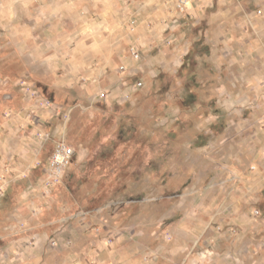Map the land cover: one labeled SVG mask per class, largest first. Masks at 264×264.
I'll return each mask as SVG.
<instances>
[{
	"label": "rangeland",
	"instance_id": "1",
	"mask_svg": "<svg viewBox=\"0 0 264 264\" xmlns=\"http://www.w3.org/2000/svg\"><path fill=\"white\" fill-rule=\"evenodd\" d=\"M163 1L0 0V264L100 240L165 264L176 237L181 264H264V47L233 17L264 0ZM61 138L75 155L46 186Z\"/></svg>",
	"mask_w": 264,
	"mask_h": 264
},
{
	"label": "crops",
	"instance_id": "2",
	"mask_svg": "<svg viewBox=\"0 0 264 264\" xmlns=\"http://www.w3.org/2000/svg\"><path fill=\"white\" fill-rule=\"evenodd\" d=\"M147 2H154V4L156 5L157 4L161 5L162 2L164 3L163 0H145V3ZM215 2L216 0H213L208 5H205V6H208V8L210 6L213 7ZM221 2L222 1H219V4H221ZM164 7L165 5L162 7V9H164ZM259 8H262L264 10L263 7H259ZM257 10L253 11L254 13L252 11L251 12L243 11V13H239V11H237L233 17L238 18L240 20L238 25L244 26V27L251 26L253 31L257 33V38L252 39V42L250 39H246L244 41V44L247 43V45H244V46L251 47L253 46L255 42L254 45L259 49L260 47H264V41L262 40V37L264 36V16L261 17L257 15L256 14ZM203 12H204L203 16L205 15L209 16L213 23H215L216 18L220 17L218 15L219 11H209L208 14L206 13V11H203ZM128 18H131V19L128 20L127 23H130L133 20L135 21L136 27L138 26V23H137L138 19L135 17V15H131V17H128ZM136 27H135V30H136ZM128 29H129V26H128ZM255 167L257 170L259 165H255ZM9 172L10 171H8L7 169L6 170L4 169L2 171L0 170V188H2L4 191L5 189H7V187H9L12 181L16 180L15 176L10 175L11 173ZM244 220H245L244 223L247 226L248 223L246 222V220H248V218ZM247 228L250 229V227H247ZM55 239H58V241L57 240L56 241L62 244L63 242L65 243L68 240H70V244H71V242L73 241L72 238H69L64 235H60L58 238H55ZM82 239H84V236L80 240ZM191 242H193V239L191 240ZM104 244L105 243L102 240L98 242H94V243L91 241V244L89 243L85 248H82V246L79 244L77 245L76 248L71 249L70 252H68V254L65 255L64 253L63 259L61 260V262L51 263V261H49L48 264H77L80 261L83 262L85 260L87 261L94 260L96 262L95 264H138L140 261V255L142 253V250L146 248L144 247V245L143 247L139 245L140 248H137V249L135 247H132L130 252L126 256H124L125 258H123L122 260H119L118 258L119 250L117 248L109 250L108 247H106ZM194 247H195V243H189V245H187L185 243H181L179 237H176L175 241L172 244L164 242V244H162L159 248L160 249L159 254L160 256H162V260L165 264H181L179 257L183 256V254L187 252L190 253L192 257L194 254H196V250L194 249ZM59 252L62 253L63 251H59ZM173 258H175L177 261H173Z\"/></svg>",
	"mask_w": 264,
	"mask_h": 264
},
{
	"label": "built area",
	"instance_id": "3",
	"mask_svg": "<svg viewBox=\"0 0 264 264\" xmlns=\"http://www.w3.org/2000/svg\"><path fill=\"white\" fill-rule=\"evenodd\" d=\"M213 0H175L174 1V7L175 9L181 13H189L192 9L195 8V6L203 7L207 4H209ZM264 10L262 8H259L256 12L259 16H264ZM131 31H135V21H131ZM135 58H139V53L133 49L132 51ZM121 69H124V66H121ZM141 82L138 83L140 85ZM106 93L104 91H100L98 93V97L105 98ZM41 138L43 140H47L49 138V134L47 133H41ZM75 155V149L67 142L66 138H61L59 140H56L53 149L51 151V154L48 159V167H47V178H46V186L51 185L52 183H55L59 181L62 176L64 175L67 167L72 162L73 157ZM254 168V167H253ZM256 168V167H255ZM254 168V169H255ZM255 214L259 215L260 211L257 209L255 210ZM232 231H235L233 227H231ZM66 244H69L70 241H66ZM51 244L53 246H57L58 242L56 240H52ZM86 264H95L94 262H86Z\"/></svg>",
	"mask_w": 264,
	"mask_h": 264
}]
</instances>
